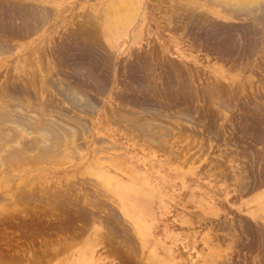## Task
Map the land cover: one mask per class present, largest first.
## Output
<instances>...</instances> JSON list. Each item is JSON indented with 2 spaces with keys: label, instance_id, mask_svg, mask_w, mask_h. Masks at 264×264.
Listing matches in <instances>:
<instances>
[{
  "label": "rangeland",
  "instance_id": "obj_1",
  "mask_svg": "<svg viewBox=\"0 0 264 264\" xmlns=\"http://www.w3.org/2000/svg\"><path fill=\"white\" fill-rule=\"evenodd\" d=\"M191 1L134 0L130 29L124 0H0V105L84 147L0 170V264H119L107 237L142 264H264V10Z\"/></svg>",
  "mask_w": 264,
  "mask_h": 264
},
{
  "label": "bare ground",
  "instance_id": "obj_2",
  "mask_svg": "<svg viewBox=\"0 0 264 264\" xmlns=\"http://www.w3.org/2000/svg\"><path fill=\"white\" fill-rule=\"evenodd\" d=\"M179 1H183V0H171V3L172 2H179ZM191 1V0H190ZM192 1H195L196 0H192ZM191 1V2H192ZM199 1V0H197ZM204 2H212L214 3L215 5L223 8L224 10H230L231 13H237V12H245L249 10H253V11H261V10H264V0H203ZM136 2V1H135ZM123 3V2H122ZM181 4V3H180ZM135 3H134V0H124V6L122 9H120L122 15L120 16L119 20L117 21V23H115V28H118L120 26H123V25H126V27H131L130 29H134L135 26H131V24L134 22H132V18L133 16L136 14L135 12V9H134V6ZM175 5V4H174ZM184 6V5H183ZM191 6V5H190ZM172 7V6H171ZM181 7V6H180ZM137 8V6H136ZM174 8V11H176L178 8L176 7H173ZM119 9V8H118ZM117 10V8H116ZM184 10V9H183ZM187 10V9H186ZM185 10V11H186ZM189 10V9H188ZM187 10V11H188ZM118 12V11H117ZM138 12V11H137ZM173 12V11H172ZM170 11V13H172ZM181 12V11H180ZM252 12V11H251ZM174 13V12H173ZM181 14V13H179ZM128 25V26H127ZM128 28V29H129ZM28 83V82H27ZM19 84V83H18ZM5 85L6 83H3L1 84V97H2V91L4 92V88H5ZM69 87V86H68ZM78 88V87H77ZM77 88H72L70 89L72 91V93L75 95V94H79L80 93V89H77ZM23 93V92H21ZM20 93V94H21ZM18 93L19 96L23 97L24 95H20ZM80 95V94H79ZM78 95V96H79ZM74 98V97H73ZM4 100V99H3ZM10 99H7L6 101V105H0V141H3V143L0 144V170L2 171L3 170V173L4 174H7L6 172L11 170L12 167L16 164H25V162L27 163V165H30V166H37L39 164H56L58 165V161L56 158L60 159L62 157H68L70 155V157H75V154L76 155H79L82 151V148L84 147H79L78 149L73 150L71 151L70 149V153L67 151L69 149H66V143L68 142V139L70 138L69 135H66L64 133V129L62 127H59L57 126L56 128H50L48 127L47 125H44V122L46 120H43V118H46V117H43L41 116L38 112L37 113H34V117L30 116L31 114H28L29 112L26 111V109L22 106V103L25 102L24 99H18L17 97L14 98L13 100L16 101V103L13 105H9L8 104V101ZM25 104V103H24ZM23 104V105H24ZM13 109H20L22 110V115L18 117V115L15 117V119L12 117L11 115V112ZM38 109V108H37ZM17 113V111H16ZM21 113V111H20ZM29 115V116H28ZM28 116V117H27ZM47 116V115H46ZM43 117V118H42ZM50 117V116H49ZM28 118V119H27ZM29 118H31L29 120ZM40 118V120H39ZM47 119V118H46ZM53 120V118H52ZM55 121V120H54ZM48 122V121H46ZM183 122V121H182ZM50 123V121H49ZM52 123V122H51ZM53 124V123H52ZM55 124V123H54ZM84 124V123H83ZM4 125H9L11 128L10 130H5L3 129L1 126H4ZM78 125V124H77ZM50 126V125H49ZM55 126V125H53ZM52 126V127H53ZM86 126V125H85ZM6 127V126H5ZM73 128V127H72ZM82 130V129H81ZM146 132V131H145ZM36 134L38 135V137H34L33 135ZM71 134V133H70ZM89 134H91V131L89 130V128H85V137H87ZM149 134V133H148ZM147 135V138L150 139V135ZM155 134V133H154ZM153 135V134H152ZM163 136V135H162ZM31 138V139H29ZM74 138V137H73ZM77 138V137H76ZM72 139V137L70 138ZM33 140H36L33 141ZM71 140H69L70 142ZM35 142V143H34ZM14 144V146H12ZM112 145V144H111ZM110 146V145H109ZM121 146V145H120ZM15 147H19L20 148V151H17V149L15 150ZM69 147V146H68ZM116 147V146H115ZM119 148V147H118ZM128 148V147H127ZM14 149V150H13ZM122 150V149H121ZM69 153L68 156H67V152ZM80 152V153H79ZM79 153V154H78ZM66 154V155H65ZM143 160L139 161V162H135L134 164V167H139V168H142L143 170H146L147 172H151L150 170V163H149V160L143 156L142 158ZM61 160V159H60ZM46 165V164H45ZM61 165V164H60ZM9 174V172H8ZM109 183V182H108ZM186 183V182H185ZM256 185V184H255ZM14 197H16V199H20V201H23V200H31L30 197L26 196L24 193H19L18 191H15L14 193ZM53 197V199H52ZM55 196H50L49 200H46L44 202L45 205H50L51 206H55L56 204H59L60 207H62V209H58V213H61L60 214L61 216H63L62 221L60 224L55 225L57 226V229L58 227L62 228L65 223H66V228L69 226L70 224V221H72V208L71 206H73L75 203L70 200V199H66V197L64 198H61V201L60 202H56L55 203ZM22 199V200H21ZM166 199V197L164 198ZM17 202V201H16ZM24 202H27V201H24ZM23 202V203H24ZM264 202V201H263ZM19 203V202H18ZM17 203V204H18ZM164 204V203H163ZM40 205V204H39ZM162 205V203H161ZM43 206V205H42ZM35 207V206H34ZM58 207V206H56ZM79 207V206H78ZM11 208V207H10ZM27 209V208H25ZM24 209V210H25ZM49 209V208H48ZM23 210V211H24ZM29 210V209H28ZM27 210V211H28ZM53 209L51 208L50 211H52ZM22 211V212H23ZM78 211V210H77ZM12 212V210H11ZM74 212V211H73ZM82 211H80L79 213H81ZM10 213V212H9ZM33 213V212H32ZM31 213V214H32ZM36 213V212H34ZM38 214V213H36ZM48 214V213H47ZM55 214V213H54ZM83 214V213H82ZM12 215V214H11ZM10 215V216H11ZM57 215V214H56ZM79 215V214H78ZM84 215V214H83ZM82 215V217H84ZM86 215V214H85ZM25 216V215H24ZM34 216V215H33ZM23 217V216H22ZM75 217V216H74ZM81 217V215H80ZM14 218V217H13ZM12 217H9V216H6L3 211H0V222H3V221H6V220H11L13 219ZM29 218H32L31 220L34 222L36 220H40V217L36 215V217H29ZM75 219V218H73ZM77 219V217H76ZM80 220V218H79ZM24 222L26 220H23ZM83 221V220H81ZM80 221V222H81ZM22 222V221H21ZM243 222V221H242ZM14 223V222H13ZM23 223V222H22ZM26 223V222H25ZM32 223V222H31ZM40 223V222H39ZM72 223V222H71ZM82 223V222H81ZM7 224V223H5ZM4 224V225H5ZM35 224V223H34ZM85 224V223H84ZM38 225V224H37ZM52 225V224H51ZM53 225V226H55ZM3 226V225H2ZM55 226V227H56ZM70 226H72L70 224ZM77 226V225H76ZM30 227V226H29ZM25 229V228H24ZM49 229V228H48ZM19 230V229H18ZM36 230V229H35ZM50 230V229H49ZM70 230V228H69ZM83 230V228H82ZM62 231V229H61ZM71 231V230H70ZM81 231V230H79ZM65 233V232H64ZM112 233H114L112 231ZM75 234V233H74ZM118 234V233H117ZM81 235V234H80ZM83 235V234H82ZM106 235H110L111 234L107 233ZM78 236V234H77ZM104 236V235H103ZM102 237V236H101ZM117 237V236H115ZM46 238V237H45ZM76 238V237H75ZM108 241L105 240V243L106 245H108V249L109 252L112 251L111 253H113L112 255H115L116 259L118 260L119 264H142L140 263V260L138 257H140L138 254H130L129 251H125L124 247L126 246H122V244H119L117 243V241L119 240L120 243H125V239L123 240V238H120V237H117V241L116 240H111V239H108V237L106 238ZM114 239V238H113ZM76 240V239H75ZM101 241V240H99ZM27 243V242H26ZM114 243H116L117 245H115ZM53 244V243H52ZM55 244V243H54ZM58 244V243H57ZM22 245V244H21ZM52 246V245H51ZM66 246V245H65ZM64 246V247H65ZM29 247V246H28ZM50 247V246H49ZM59 247V246H57ZM19 248V247H18ZM54 248V247H52ZM131 248H132V245H131ZM65 249V248H64ZM33 250V249H32ZM61 250V248L59 249ZM133 250L134 249V246H133ZM132 250V251H133ZM46 251V254L47 250ZM53 251V250H52ZM44 252V251H43ZM135 252V251H134ZM45 253V252H44ZM50 253V252H49ZM107 253V252H106ZM37 254V253H36ZM43 254V253H42ZM41 254V255H42ZM3 255V254H2ZM15 255V254H14ZM52 255V254H51ZM58 255V254H57ZM56 255V257H57ZM74 255V254H73ZM36 256V255H35ZM40 256V255H39ZM20 257V256H19ZM37 257V256H36ZM45 257V256H44ZM54 257V255H53ZM113 257V256H112ZM13 258H16V257H13ZM48 258H51L48 256ZM7 259V258H6ZM17 260L19 259L18 257L16 258ZM12 260V259H11ZM23 260V259H21ZM31 260V259H30ZM37 260V259H36ZM39 260V259H38ZM42 260V259H41ZM49 260V259H48ZM55 260V259H54ZM19 261V260H18ZM25 261V260H23ZM12 262V261H11ZM9 262V264L11 263ZM42 262V261H41ZM45 262V261H44ZM69 262L71 264H73L74 260L71 256H69ZM18 263V262H17ZM20 263V262H19ZM18 263V264H19ZM36 263V262H35ZM34 263V264H35ZM12 264H16V263H12ZM28 264V263H27ZM43 264V263H42Z\"/></svg>",
  "mask_w": 264,
  "mask_h": 264
}]
</instances>
